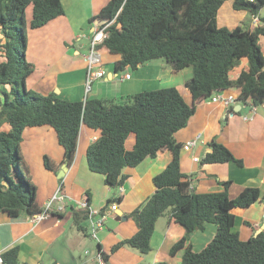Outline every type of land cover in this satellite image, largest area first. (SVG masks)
I'll return each instance as SVG.
<instances>
[{
    "label": "trees",
    "instance_id": "trees-1",
    "mask_svg": "<svg viewBox=\"0 0 264 264\" xmlns=\"http://www.w3.org/2000/svg\"><path fill=\"white\" fill-rule=\"evenodd\" d=\"M232 1L235 11H245L241 25L229 29L218 26L223 4ZM32 6L28 25L26 10ZM264 0H110L99 13L109 24L108 36L101 47L119 55L116 70L137 69L152 60L163 59L170 69H192L186 87L193 103L187 104L176 88L140 92L119 101L87 98L69 101L55 94L42 95L26 86L35 66L27 59L28 31L40 29L63 16L61 0H0V213L11 217L27 214L35 217L44 209L37 203V186L22 152L26 128L49 126L65 149V162H74L82 125L99 130L100 137L87 151L89 168L105 177L112 189L122 187L128 178L126 168L137 167L148 158L170 151L172 160L154 176V194L147 203L128 217L137 225V233L117 243L116 252L129 247L142 255L152 251L157 221L169 215V223L185 229L184 236L170 250L175 256L183 251L181 264H264V231L243 241L236 230L235 209H247L261 201L257 187L245 188L236 198L229 196L230 181L222 182V192L198 194L194 179L181 171V152L185 149L175 134L185 128L196 107L215 93L239 90L238 100L252 107L264 105V54L259 39L264 36ZM255 17L259 24L252 26ZM249 69L236 80L229 76L242 59ZM134 135L133 149L126 148ZM243 162L216 140L201 159V164ZM47 170L57 173L60 164L44 157ZM121 197L106 203V210ZM91 195L86 209H76L73 223L86 231ZM208 223L217 227L216 235L205 249L193 250L191 237ZM248 224V223H247ZM20 247L2 253L5 264H20ZM102 254L105 264L108 257ZM156 264H168L158 262Z\"/></svg>",
    "mask_w": 264,
    "mask_h": 264
},
{
    "label": "crops",
    "instance_id": "crops-1",
    "mask_svg": "<svg viewBox=\"0 0 264 264\" xmlns=\"http://www.w3.org/2000/svg\"><path fill=\"white\" fill-rule=\"evenodd\" d=\"M65 13L40 29H29L27 59L35 71L27 79L26 86L42 95L55 94L69 101H85L87 98L120 99L145 91L176 88L187 104L193 103L186 83L192 78V69L180 72L170 69L163 59L152 60L137 69L126 67L116 70L119 55L100 47L99 54L107 69L104 78L95 80L92 91L86 92L87 57L90 38L96 19L110 0H61ZM230 17H219L218 26L233 29L247 18L245 11H235L232 1L223 4ZM221 7V9L223 8ZM30 10V11H29ZM32 6L26 10L28 25L32 18ZM220 11V10H219ZM261 15H264L261 12ZM259 19V18H258ZM220 20V21H219ZM252 26H257L251 22ZM3 35L0 32V41ZM259 42L264 54V36ZM3 58L0 55V63ZM249 69L248 60L242 59L229 76L236 80ZM130 75L129 79L125 76ZM0 86V90H2ZM239 97V90L224 91V96ZM101 135L82 125L77 154L63 178L58 174L65 163V149L59 144L56 131L49 126L26 128L21 145L23 155L30 167L37 186V203L44 209L59 187L65 194V210L53 212L48 218L35 222L33 217L23 214L11 217L0 213V255L19 246L20 264H105L102 254L108 257L107 264H181L183 251L170 255L172 246L185 234L177 223H169V215L161 217L156 224L151 244L152 251L142 255L129 247L112 252L113 246L133 237L136 223L128 217L135 209L145 205L155 192L153 178L171 162L172 153L164 151L152 159L144 160L137 167L126 168L127 180L120 189H112L105 183V177L90 170L87 151ZM177 142L185 146L181 152V171L194 179V191L198 194L222 192V182L230 181L229 196L236 198L245 188L257 187L264 194V105L252 107L251 103L239 100L226 106L207 99L199 103L188 125L175 134ZM216 140L226 146L243 162L201 164V159ZM195 141L193 147L187 143ZM136 139L131 135L126 148L133 149ZM49 156L60 164L57 173L47 170L44 157ZM91 195L90 207L102 212L113 197H121L118 209L109 217L97 234L92 236L89 221L84 222L86 231L78 230L73 223V214L81 203ZM236 230L243 241L249 240L258 230L264 231V203L258 201L247 209H235ZM88 223V225H86ZM248 223V224H247ZM215 224L208 223L203 231L191 237L193 250L200 252L216 235Z\"/></svg>",
    "mask_w": 264,
    "mask_h": 264
},
{
    "label": "built area",
    "instance_id": "built-area-1",
    "mask_svg": "<svg viewBox=\"0 0 264 264\" xmlns=\"http://www.w3.org/2000/svg\"><path fill=\"white\" fill-rule=\"evenodd\" d=\"M255 25L259 24L258 17L253 19ZM109 24L106 22H98L96 24L95 30L90 38V49L89 55L87 57V77H86V92L89 93L91 89V84L97 80L104 78L107 75V69L101 59L99 54V49L103 44L104 40L107 38V28ZM126 79L130 78V75L125 76ZM210 99L216 103H222L223 105L229 106L238 100V97L234 95L224 96V91L215 93ZM196 144L195 141L187 143V147H193ZM121 188V187H120ZM118 188V189H120ZM65 194L63 193L62 187H59L53 197L47 202L45 208L41 214L33 217L35 222H39L43 219L48 218L53 212L61 213L65 210ZM88 207L87 202H83L80 208L86 209ZM89 209V215L87 220L92 228V236L97 239V234L100 229L103 228L107 220L111 215L115 213L118 209V202H114L109 206L108 209L100 212L93 210L91 207ZM0 264H5L2 256L0 255Z\"/></svg>",
    "mask_w": 264,
    "mask_h": 264
},
{
    "label": "rangeland",
    "instance_id": "rangeland-1",
    "mask_svg": "<svg viewBox=\"0 0 264 264\" xmlns=\"http://www.w3.org/2000/svg\"><path fill=\"white\" fill-rule=\"evenodd\" d=\"M225 9H226V6L224 5L223 6V8L222 9H220V11H219V17H224V18H229L230 17V15H229V12H225ZM30 11V10H29ZM262 13L264 14V9L262 10ZM220 21V20H219ZM222 27V26H221ZM223 27H226V26H223ZM130 72L132 73L133 72V70H132V68L130 69ZM94 86L95 85H93V84H91V89H90V91L89 92H91L92 91V87L94 88ZM86 225H88V223L86 224Z\"/></svg>",
    "mask_w": 264,
    "mask_h": 264
},
{
    "label": "water",
    "instance_id": "water-1",
    "mask_svg": "<svg viewBox=\"0 0 264 264\" xmlns=\"http://www.w3.org/2000/svg\"><path fill=\"white\" fill-rule=\"evenodd\" d=\"M68 169H69V164H68V162L66 161V162L64 163V165L62 166L61 171H60L59 174H58V177H59V178H63V177L65 176V173L68 171ZM260 233H261V230H258V231L255 233V236H257V235L260 234Z\"/></svg>",
    "mask_w": 264,
    "mask_h": 264
}]
</instances>
